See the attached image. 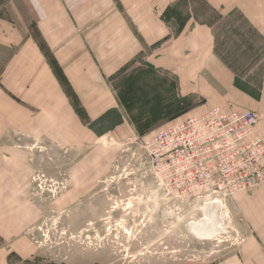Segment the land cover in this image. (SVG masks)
Instances as JSON below:
<instances>
[{
  "label": "crops",
  "instance_id": "obj_1",
  "mask_svg": "<svg viewBox=\"0 0 264 264\" xmlns=\"http://www.w3.org/2000/svg\"><path fill=\"white\" fill-rule=\"evenodd\" d=\"M178 1L0 0V91L34 111L35 136L68 145L99 136L122 142L135 131L112 80L142 57L176 78L179 101H200L191 116L214 107L252 110L264 132V0H203L217 18L199 21L192 10L173 33L166 15ZM112 113L117 125L97 133L91 125ZM227 202L239 239L232 264H264V179ZM23 248L3 244L0 264L27 257Z\"/></svg>",
  "mask_w": 264,
  "mask_h": 264
},
{
  "label": "rangeland",
  "instance_id": "obj_2",
  "mask_svg": "<svg viewBox=\"0 0 264 264\" xmlns=\"http://www.w3.org/2000/svg\"><path fill=\"white\" fill-rule=\"evenodd\" d=\"M192 10L199 21L217 18L203 0H179L166 15L173 33ZM112 86L135 135L76 145L31 134L34 111L0 91V247L20 243L28 252L12 254V264H232L239 239L229 202L174 199L143 148L200 101H179L176 78L142 57ZM118 116L91 126L101 134Z\"/></svg>",
  "mask_w": 264,
  "mask_h": 264
},
{
  "label": "built area",
  "instance_id": "obj_3",
  "mask_svg": "<svg viewBox=\"0 0 264 264\" xmlns=\"http://www.w3.org/2000/svg\"><path fill=\"white\" fill-rule=\"evenodd\" d=\"M252 110L211 108L173 121L144 141L150 170L174 199L228 201L264 179V132Z\"/></svg>",
  "mask_w": 264,
  "mask_h": 264
},
{
  "label": "trees",
  "instance_id": "obj_4",
  "mask_svg": "<svg viewBox=\"0 0 264 264\" xmlns=\"http://www.w3.org/2000/svg\"><path fill=\"white\" fill-rule=\"evenodd\" d=\"M177 33H180V31H177Z\"/></svg>",
  "mask_w": 264,
  "mask_h": 264
}]
</instances>
